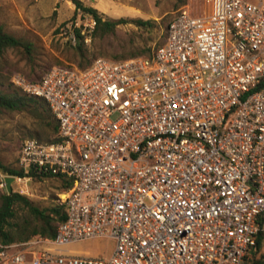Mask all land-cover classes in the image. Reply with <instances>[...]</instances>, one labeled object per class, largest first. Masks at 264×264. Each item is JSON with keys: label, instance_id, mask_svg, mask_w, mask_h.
I'll list each match as a JSON object with an SVG mask.
<instances>
[{"label": "built area", "instance_id": "built-area-1", "mask_svg": "<svg viewBox=\"0 0 264 264\" xmlns=\"http://www.w3.org/2000/svg\"><path fill=\"white\" fill-rule=\"evenodd\" d=\"M204 1L173 17L151 58L12 78L57 123L48 143H21L14 183L72 187L56 195L66 218L52 240L0 245V264L264 260V0ZM96 25L76 10L57 33L86 46ZM91 240L111 241V256L66 251Z\"/></svg>", "mask_w": 264, "mask_h": 264}, {"label": "rangeland", "instance_id": "rangeland-1", "mask_svg": "<svg viewBox=\"0 0 264 264\" xmlns=\"http://www.w3.org/2000/svg\"><path fill=\"white\" fill-rule=\"evenodd\" d=\"M82 6L93 8L103 21L118 24L105 37H93L89 45L83 46L84 59L79 51L60 37L57 28L75 17L76 8L69 0H0V27L13 37L25 39L33 46V55L27 58L20 51H10L0 56V93L7 92L12 78L19 74L29 81L39 79L53 66L77 68L93 59L114 60L152 51L164 36V27L182 9L189 8L193 14L207 12L204 0H76ZM135 21L148 22L150 26L135 27ZM41 122L28 112L3 113L0 115V165L17 169L16 160L21 143L30 135L40 131ZM50 138V137H49ZM30 139V138H28ZM7 175L0 173L1 181ZM10 177V176H9ZM12 193L25 197L40 209L56 202L62 194L60 181L43 179L13 183ZM0 193L5 190L0 188ZM19 217H27L25 211ZM113 243L108 240H91L66 249L79 256L108 258Z\"/></svg>", "mask_w": 264, "mask_h": 264}, {"label": "trees", "instance_id": "trees-1", "mask_svg": "<svg viewBox=\"0 0 264 264\" xmlns=\"http://www.w3.org/2000/svg\"><path fill=\"white\" fill-rule=\"evenodd\" d=\"M69 1L75 6L76 10L88 13L96 19L97 25L95 26L93 37L98 35L103 38L111 34L118 24L127 22L123 19H120L117 22L103 21L95 9L84 7L76 0ZM170 21L166 26H168ZM133 23L136 25L135 27L138 28L150 26L148 22L143 21H135ZM166 26L164 27V31ZM164 38L165 34L161 42H159L152 51H148L147 54H130L128 57H119L118 59L106 61L117 62L128 58H151L153 51L163 43ZM75 49L79 51L80 58L84 59L85 54L82 52L83 45L78 44ZM15 50L25 54L27 58H31L33 55V46L29 41L8 35L0 27V56ZM91 62L92 61L83 66L79 65L76 69L83 71L90 65ZM42 76L39 79L30 82H37L42 78ZM9 87L10 88L7 92L0 93V115L3 113L28 112L34 119L41 122L40 131L30 135L28 138L41 143H48L51 140V136L56 132L57 123L47 105L41 100L21 93V90L18 88H11V85ZM0 173L10 177L23 176L22 171H19L18 169H7L1 165ZM29 176L34 181L49 178L55 179L51 176L42 177L34 174H30ZM58 181H60L63 191H67L72 187L71 183L65 179L60 178ZM20 211H25L27 213V217L20 218ZM65 218V208L56 202H50L49 206L40 209L32 206L25 197L19 195L18 193H12L9 196L5 193H0V245L12 246L24 242L27 243L35 237L46 241L52 240L55 229L60 223L62 224L65 221ZM252 264H264L263 254H261L258 258H254Z\"/></svg>", "mask_w": 264, "mask_h": 264}, {"label": "water", "instance_id": "water-1", "mask_svg": "<svg viewBox=\"0 0 264 264\" xmlns=\"http://www.w3.org/2000/svg\"><path fill=\"white\" fill-rule=\"evenodd\" d=\"M3 182H4V185H5L6 195L9 196L10 194H12L11 185L14 183V178L6 176V177L3 178Z\"/></svg>", "mask_w": 264, "mask_h": 264}]
</instances>
